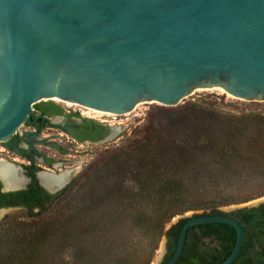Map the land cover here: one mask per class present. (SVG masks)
<instances>
[{
	"label": "water",
	"instance_id": "obj_1",
	"mask_svg": "<svg viewBox=\"0 0 264 264\" xmlns=\"http://www.w3.org/2000/svg\"><path fill=\"white\" fill-rule=\"evenodd\" d=\"M215 88L264 102V0H0V142L30 120L34 105L53 98L122 115L140 103L175 107ZM109 130L100 142L121 131ZM261 205L264 196L223 212ZM181 220L166 264H176L187 230L205 224L235 229L221 264L237 258L238 222L187 213L166 230Z\"/></svg>",
	"mask_w": 264,
	"mask_h": 264
},
{
	"label": "trees",
	"instance_id": "obj_2",
	"mask_svg": "<svg viewBox=\"0 0 264 264\" xmlns=\"http://www.w3.org/2000/svg\"><path fill=\"white\" fill-rule=\"evenodd\" d=\"M43 104L62 113L51 102L35 107ZM255 105L237 113L213 104L178 106L180 117L168 123L172 135L155 140L144 135L114 150V162L107 163H116L120 187H113L110 178L104 187H95L84 212L69 218V232L51 222L19 225L10 220L15 223L0 235V264H62L59 255L67 245L73 247L69 264H150L162 238L166 264L187 220L166 226L187 213L235 220L243 241L232 264H264V205L221 211L264 196V105ZM72 134L96 142L108 128L88 121ZM79 179L61 192L62 198L74 193ZM49 208L28 219L43 220ZM98 211L102 218L96 217ZM236 236L225 224L191 227L176 264H221Z\"/></svg>",
	"mask_w": 264,
	"mask_h": 264
},
{
	"label": "rangeland",
	"instance_id": "obj_3",
	"mask_svg": "<svg viewBox=\"0 0 264 264\" xmlns=\"http://www.w3.org/2000/svg\"><path fill=\"white\" fill-rule=\"evenodd\" d=\"M53 103L58 104L63 109L64 115H69V121L71 122L80 123L83 120H87L99 125H104L108 127V129L113 127H119L121 129L120 133L117 134L115 138L107 142L79 143L73 140L70 136L65 135L56 129H44L39 136L40 140H47V142L38 145L37 149L46 153L48 156L53 157L58 162H61V160L64 161V166H66V169H69V177H71L69 184L78 176H80V179L78 180V183H76L74 193L69 195L68 191L66 197L61 198L56 204L52 205L47 210L46 216L44 217L45 220L38 221V219L30 220L21 217L20 220H16L15 222L19 225H33L34 223L42 225V223L51 222L55 227L62 226L65 228L63 229L65 233L69 232V228H71L69 225V218L71 216H78L81 214V211L84 212L83 210L88 205V202L91 201V191L95 187L99 185L101 188L102 186L104 187L105 181L108 178L111 179L113 187H120V174L116 163L113 165L107 163V160L110 159V161L114 162L113 158H111L114 155V150L121 145L133 143L144 135H148L151 140H155L156 138L162 139L172 135L174 131L168 126V123L169 121H174L175 118L177 119L180 117V115L176 113V108L178 106L191 103L213 104L219 106V108L225 111L237 113L243 111L244 107L255 109L257 108L255 104L264 105V102H246L213 90H197L175 107H164L156 103H140L129 113L112 115L110 117L95 115L77 104H74V106H66L55 101H53ZM33 109H35V105L33 106ZM66 119L61 120L60 123L65 122ZM25 129L31 130L23 125L20 127L19 131L22 132V130ZM48 143H55L59 147L67 150V155L62 158L54 151H50L46 146ZM128 186L131 185L128 184ZM239 205L223 207L221 208V211ZM96 217L102 218L99 211L96 212ZM15 222L10 221L9 223V221H0V235L9 228L6 227L8 224H13ZM164 241L165 238H162L150 264H155L156 261L160 259L161 253H163L162 245ZM61 250L63 253L59 255V257L62 264H69V261L72 259L71 251L73 250V247L67 245L61 248ZM50 261L52 263V260Z\"/></svg>",
	"mask_w": 264,
	"mask_h": 264
},
{
	"label": "flooded vegetation",
	"instance_id": "obj_4",
	"mask_svg": "<svg viewBox=\"0 0 264 264\" xmlns=\"http://www.w3.org/2000/svg\"><path fill=\"white\" fill-rule=\"evenodd\" d=\"M54 105L57 108H61L58 104L54 103ZM64 119L66 121L60 123ZM53 121L58 122L54 124ZM87 122V120H83L80 123L71 122L69 121V115H64L63 109L62 113L58 115L54 113L52 108L43 104L39 108L35 107L30 120L23 124L31 130L25 129L22 132L18 130L14 135L17 138L12 136L7 141L0 142V168L4 169V171H9L8 173L12 172L22 179V184L19 187H6L5 182L8 183L11 177L6 172L0 173V221L8 222L10 220H20L21 217L24 219L29 218L31 215L43 212L45 208L51 207L62 198L61 192L69 186V169L64 166V161L58 162L53 157L37 149L38 145L47 142V140H40L39 136L44 129H56L79 143H95L85 138L78 140L72 134L75 129L80 130L83 128ZM109 132L110 130L108 129V134ZM108 134L96 142L102 141ZM46 146L50 151H54L62 158L67 155V150L55 143H48ZM41 174L53 180L60 178L61 180L56 184L58 186L55 188L68 182L59 191L51 193L41 183ZM167 254L168 250L165 245L164 254L158 264H162L165 261ZM186 259L187 256L183 255L182 260Z\"/></svg>",
	"mask_w": 264,
	"mask_h": 264
},
{
	"label": "bare ground",
	"instance_id": "obj_5",
	"mask_svg": "<svg viewBox=\"0 0 264 264\" xmlns=\"http://www.w3.org/2000/svg\"><path fill=\"white\" fill-rule=\"evenodd\" d=\"M213 91H217L219 93H222V94H225L224 90L223 89H220V88H215V89H211ZM230 96V95H229ZM52 101H55V102H58V103H61V104H64L66 106H74L73 103L71 102H66V101H61V100H58L56 98H53L51 99ZM85 108V107H84ZM88 112L90 113H93L95 115H99V116H102V117H110L112 116L113 114H109V113H105V112H100V111H96V110H93V109H90V108H86ZM4 167V166H2ZM7 169V168H6ZM8 173L9 171H4V169L0 168V173ZM10 175L11 178H9L10 180H8V183L5 182V186L6 187H19V185L22 184V179H20L18 176L14 175L12 172L8 173ZM67 174V173H66ZM2 175V174H1ZM6 176V175H5ZM4 177V176H3ZM56 178V177H55ZM4 180V179H3ZM61 179L59 178H56L55 180L53 179H49L47 178L44 174H41L40 175V181L41 183L47 187L50 191H53L52 189H54L55 187H57L58 185H56ZM61 186V185H60ZM59 186V187H60Z\"/></svg>",
	"mask_w": 264,
	"mask_h": 264
}]
</instances>
